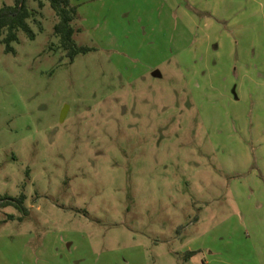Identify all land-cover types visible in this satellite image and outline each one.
<instances>
[{
    "label": "rangeland",
    "instance_id": "rangeland-1",
    "mask_svg": "<svg viewBox=\"0 0 264 264\" xmlns=\"http://www.w3.org/2000/svg\"><path fill=\"white\" fill-rule=\"evenodd\" d=\"M71 3L0 35V264H264V0Z\"/></svg>",
    "mask_w": 264,
    "mask_h": 264
},
{
    "label": "trees",
    "instance_id": "trees-1",
    "mask_svg": "<svg viewBox=\"0 0 264 264\" xmlns=\"http://www.w3.org/2000/svg\"><path fill=\"white\" fill-rule=\"evenodd\" d=\"M21 0H15L14 5H4L0 8V35L6 30V35L2 39L4 51L6 53H14L12 43L17 41L16 32L22 30L29 38H34L27 20L31 16V12L27 8V0H23L19 9ZM39 8L44 6L47 1L54 11L58 21L53 27L54 34L58 37L61 48L66 52V56L72 62L76 55L85 54L91 49L85 46H79L75 43L73 36L75 28L72 26L76 18V7L72 5L71 0H33ZM26 195L21 193L17 197L2 196L0 197V209L5 207H14L23 215L28 214V210L24 203ZM192 254V253H190Z\"/></svg>",
    "mask_w": 264,
    "mask_h": 264
},
{
    "label": "water",
    "instance_id": "water-1",
    "mask_svg": "<svg viewBox=\"0 0 264 264\" xmlns=\"http://www.w3.org/2000/svg\"><path fill=\"white\" fill-rule=\"evenodd\" d=\"M23 0L20 1L19 9L21 8Z\"/></svg>",
    "mask_w": 264,
    "mask_h": 264
}]
</instances>
